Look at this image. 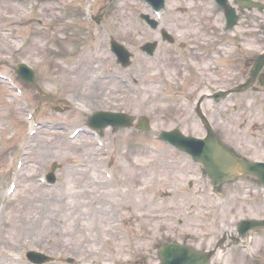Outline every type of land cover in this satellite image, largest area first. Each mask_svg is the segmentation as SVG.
Returning a JSON list of instances; mask_svg holds the SVG:
<instances>
[{"label": "rangeland", "instance_id": "1", "mask_svg": "<svg viewBox=\"0 0 264 264\" xmlns=\"http://www.w3.org/2000/svg\"><path fill=\"white\" fill-rule=\"evenodd\" d=\"M31 1L37 7L32 9H36L35 14L25 16ZM134 1L0 0V56H12L11 63L0 64V72L12 73L19 61L27 59L42 92L52 91L59 99L72 103L69 107L51 103L22 80L19 84L24 92L17 96L0 80V264H30L23 255L28 249L53 256L54 261L47 264H163L157 251L162 242H184L195 249L210 250L218 240L224 243L236 236L241 221L264 217V187L252 175L239 174L236 183L219 186L224 193V188L231 189L232 200L229 195L226 200L232 204L217 212L208 193L209 178L201 173L202 165L153 135L155 130L172 129L178 124L187 135H204L183 96L194 100L210 85L219 84V89L228 90V85L243 80L237 74L243 59L264 49V18L242 11L246 19L240 31L251 51L237 58L230 56L234 76L227 78L192 63L179 65L178 69L170 63L175 59L178 64L174 56L178 42L183 46L192 42L212 51L211 44L219 40L213 14L207 16V25L198 22L189 27L180 23L182 28L178 30L167 21L165 32L173 38L172 45H168L160 42L157 30L143 23L139 14L147 10L141 1L138 6L128 5ZM90 4H94L99 18L96 25L84 20ZM174 5L180 8L186 4L175 0ZM69 18L77 22L75 35L83 40L80 47L68 42L74 39ZM148 31L153 32L151 38ZM100 34L106 35L96 58L106 68L116 70V82L105 77L104 69L95 65V56L89 51ZM22 36L28 38L26 46ZM111 37L133 51L131 64L124 70L105 49ZM146 37L158 39L165 48L142 68L144 60L138 45ZM215 49L221 51L220 46ZM181 52L183 57L187 50ZM92 64L93 69L88 67ZM194 66L199 74L193 71ZM185 70L190 78L181 83L179 78ZM263 88L249 89L244 101L233 100L245 111L246 118H232L230 133L222 128L225 121L214 125L220 132L218 141L248 160H264ZM257 95L261 96L254 97ZM210 105L203 104L202 108L212 115ZM25 106L36 121L47 122L37 134H29ZM62 107L67 109L57 110ZM97 111L122 112L132 115L135 121L147 117L150 128L142 134L108 126L97 132L102 147L82 131L69 136L73 130L86 127L89 115ZM239 120L245 121L244 128L236 135ZM23 147L34 151V156L25 157L21 171L13 163ZM48 171L56 174V183L46 188L34 177ZM9 181L15 184L14 192L6 190ZM193 212L209 217L212 224L199 221ZM217 213L223 219L222 226L217 222ZM222 233L225 235L221 237ZM253 241L252 256L257 255L254 260L243 250L223 264H264V229ZM218 252L214 251L209 264H217Z\"/></svg>", "mask_w": 264, "mask_h": 264}, {"label": "bare ground", "instance_id": "2", "mask_svg": "<svg viewBox=\"0 0 264 264\" xmlns=\"http://www.w3.org/2000/svg\"><path fill=\"white\" fill-rule=\"evenodd\" d=\"M1 1H6V0H1ZM137 1V0H136ZM134 1V2H129L128 3V5H131V6H138L139 5V1ZM178 2H180V3H182V2H185V4L186 5H188V8H187V10L185 11V13H183V18H181V14L180 13H178V12H172V22H173V24L174 25H176V24H179L180 22H181V20L182 19H185V22H189V23H193L194 25L195 24H197L198 22H201L203 25H207V24H209V21L207 20V16L208 15H210V14H216V16H217V18H218V20H220L221 19V16H222V19L220 20V22H222L223 23V21H225V19L226 18H232V17H227L226 15L228 14V11L231 13V14H234V11H236V8H234V7H236L237 5H239V6H243V2H242V0H213V1H207L205 4L203 3V2H201V1H196V2H194V5H196L197 7H198V11L197 12H192V10H191V6H189L193 1L192 0H177ZM231 1H232V3H233V5H231L230 3H231ZM122 3H124V2H122ZM119 4V3H118ZM117 4V5H118ZM96 5V4H95ZM117 5H114L113 7L115 8V7H117ZM126 6H128L127 4H125ZM141 5H142V3H141ZM166 5H167V7H170V5H169V2H168V0H166ZM228 5H229V7H228ZM176 6V5H175ZM234 6V7H233ZM38 9H40V7H38ZM94 9H95V6H93V8H92V10H91V15L93 16V17H95V11H94ZM117 9V8H116ZM115 9V10H116ZM155 10L157 9V7H155L154 8ZM245 11H247V10H252L253 9V6H252V4H246L245 5ZM26 10L28 11V8H26ZM228 10V11H227ZM35 11H36V9H34L33 10V12L31 13V15H34L35 14ZM239 12V11H238ZM116 14H119V13H117L116 12ZM194 14V16L195 15H198V16H192V17H190L191 15H193ZM239 15L238 16H242V14H241V12H239L238 13ZM30 14H27L26 16H31ZM84 17H85V19H87L88 21V23L90 22L89 21V18L86 16V14H84ZM123 19H126V18H123ZM234 19V18H233ZM93 21V20H92ZM166 22H167V20H165V24H166ZM75 23H77V22H72V25H73V30H72V32L73 33H75V30H76V28H77V25L75 24ZM225 23V22H224ZM172 24V25H173ZM225 24H227L228 26H231L232 24H233V22H229V23H225ZM192 25V24H191ZM193 25V26H194ZM238 26L239 25H235V26H233L234 27V29L233 28H231V27H229V29L231 30V31H229V35L231 36V38L234 36V34L233 33H235V31H237L238 29H236L235 27H237L238 28ZM226 28V27H225ZM108 32H110V31H107V33ZM151 34H153V32L152 31H148V37L149 38H151ZM99 35V34H98ZM106 34H100V36L97 38V40H96V42H95V45L92 47L91 45H92V43H91V45H90V47L91 48H95V47H97V46H100L101 45V40L103 39V37L105 36ZM239 37H240V39L241 40H245V38H244V36L241 34V31H240V33H239ZM239 39V41H240V43H241V45H238V43H237V49H236V51H235V54L238 52V50H244V48H243V44H242V41ZM73 43L74 44H76V43H78V41L76 40V39H73ZM68 42H70V45L73 47V43L71 42V41H68ZM221 42V41H220ZM28 44V40L27 39H25V46ZM231 45V44H230ZM114 46V47H113ZM113 46H111V48H112V50L113 51H116V48H115V45H113ZM245 46H246V44H245ZM231 47H232V45H231ZM154 48V46L153 45H150V46H148V47H146V46H143L142 48H141V50L143 51V52H145L146 54L147 53H149V54H151L153 51H152V49ZM106 49V51L108 52V50H107V48H105ZM123 51H125V50H121V52H123ZM3 56H8V54H3ZM238 56V54L236 55V57ZM154 58H156V57H154ZM25 61L27 62V64H28V66L30 67L29 68V70H26V69H24V68H21V67H18V66H16V71L13 69V71L14 72H12V73H5L8 77H9V79H10V81H11V83H9V82H7V81H5V84L7 85V86H9V88L10 87H12V85H14V87L17 89V88H20L22 91H23V89L21 88V84H19V81H21V78L19 77V75H22V77L25 79V83L26 84H34V83H36L37 82V80H36V74H35V72H34V67H33V65L27 60V59H25ZM9 63H11V59L9 60V61H7V62H0V64H9ZM9 69V68H8ZM261 69H264V64L262 65V67L260 68V67H255V68H252V69H250V76L251 77H253V78H257V79H259V82H257V85H259V86H264V83H263V80H264V77H263V74L261 73ZM77 70H79V68L77 69ZM3 73V72H2ZM228 74V76L229 77H232V76H234V73L233 72H228L227 73ZM245 75H244V73H241V75L239 76V77H244ZM189 77L190 76H188V79H187V81L186 82H188L189 81ZM33 80V82H31L30 80ZM249 85H250V83L248 82V81H246V87L245 88H247V87H249ZM63 87V86H62ZM64 88V87H63ZM11 89V88H10ZM212 91H213V93L214 94H216L217 93V91H218V89L217 88H212ZM15 92L16 91H14V94H15ZM24 92V91H23ZM248 92V91H247ZM250 93V92H249ZM24 94V93H23ZM231 94H234V95H242L243 94V90H241V91H235V92H232ZM230 96L231 95H229V96H227V97H225V98H222V101H224V100H229L230 99ZM261 95H257V96H254V97H260ZM202 98H205V97H202ZM264 98V96L262 97V99ZM246 98H245V95H244V97L242 98V101H244ZM206 102H207V100H205ZM238 101V100H237ZM242 101H240V103L242 102ZM234 102L235 101H228V102H226L225 104V108H226V110H231V108H232V106H237V105H235L234 104ZM242 103H244V102H242ZM239 110V109H238ZM199 113H200V115L201 116H199L198 117V125L201 127V126H203V125H205L206 126V128H205V130H206V132H210L211 133V138H215V140L217 141V144H218V147H225V146H223L221 143H219V141H218V135H219V131H217L213 126L216 124V122H218V123H221V121H220V116H218L217 117V120H215L214 118V114L212 113V115H211V113L209 112V111H207V112H205L203 109H202V107H200L199 108ZM238 114V111H237V113H236V115ZM229 116H232L231 114L229 115ZM241 116H243L244 118H246L245 117V111L241 108V110H240V116H238L239 118L241 117ZM228 118V117H227ZM226 118V119H227ZM230 118H232V117H229L227 120H226V122L224 123L225 125H227L228 124V122H229V119ZM216 121V122H215ZM244 122L245 121H241V120H239V127H238V130L236 131V135L237 134H239L240 132H241V130L244 128ZM186 126V125H185ZM184 128V127H183ZM228 129H229V131L231 130V128L230 127H228ZM208 140H210V137L207 135V137H206ZM190 142L191 143H193V145L195 146V147H202V144H203V141H199V138H196V140H190ZM6 145H7V143H5ZM2 147H5L4 146V142H3V144H2ZM25 161H21V171H22V169H23V167H24V163ZM7 165V164H6ZM13 165L14 166H16V164H14L13 163ZM248 167V166H247ZM1 168L2 167H0V170H1ZM249 168V167H248ZM228 174H239L241 171L239 170V168H238V166H232L231 168H229L228 167ZM202 173L205 175V177H210L211 176V179L213 180V185H214V187H215V189H216V192H217V194L218 195H220V193H219V182H222L223 180H225V177L224 176H220L221 177V179H219V180H217V178H218V175H219V173L220 172H215V173H212V174H210V173H208L207 172V170L205 171V172H203L202 171ZM243 173L244 174H246V175H250V174H254L255 175V173H253V172H251V168H249L247 171H245V170H243ZM229 176V175H228ZM256 175H255V177H254V179L256 180V181H258V183L259 182H261V183H263L258 177H257V179H256ZM34 179H36L37 181L38 180H42V179H39L38 178V176H35L34 177ZM43 179H45L44 177H43ZM255 182V181H254ZM264 184V183H263ZM13 192H14V190H13ZM229 195H230V197H229V199L230 200H232V191L229 193ZM222 203H220V202H216V204L215 205H217V206H220V207H223L222 205H221ZM224 204V203H223ZM231 204H232V202L227 206V208L229 207V206H231ZM217 212L219 211V209H215ZM220 213H223V212H220ZM218 214L219 213H217V216H218ZM224 214V213H223ZM195 216H196V218L198 219V218H200L199 219V221L201 220V218H202V216L200 215V213H195L194 214ZM217 222H218V224L220 225V226H222V222H223V219H222V217H221V215H219L218 217H217ZM209 224H212L211 222L209 223ZM221 241V240H220ZM214 247V246H213ZM226 247H223V249H225ZM222 249V250H223ZM157 251H158V248H157ZM199 253L201 252V250L200 251H198ZM221 252V251H220ZM219 252V253H220ZM159 261L160 262H162L163 264H175V255L174 254H172V252L171 253H165V255L164 256H161L160 258H159ZM201 262L203 261V260H200Z\"/></svg>", "mask_w": 264, "mask_h": 264}, {"label": "water", "instance_id": "3", "mask_svg": "<svg viewBox=\"0 0 264 264\" xmlns=\"http://www.w3.org/2000/svg\"><path fill=\"white\" fill-rule=\"evenodd\" d=\"M164 137L168 140L172 141L179 147H182L187 152L191 153V155L200 160L203 165L205 166L208 173L212 174L215 172H220L218 175L217 180L221 179L222 176H228V167L232 166H240L241 169L247 171L251 168V172L255 173V175L264 183V163H245L243 161L238 160L235 156L231 155L223 148L218 147L214 138L210 140H199L203 141L202 147H195L190 140H195L193 138H182L180 140L177 138V135L174 133H166ZM249 168H248V167ZM213 179V178H212ZM214 180V179H213ZM166 252H172L176 256L178 255H185L183 259L185 260L183 264H199L198 260L201 255H196L190 251L182 249L179 245H167L165 248ZM165 253V252H164Z\"/></svg>", "mask_w": 264, "mask_h": 264}]
</instances>
